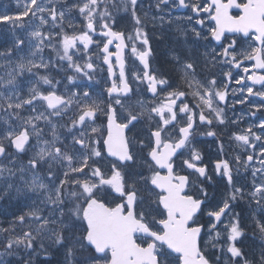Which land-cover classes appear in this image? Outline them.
I'll list each match as a JSON object with an SVG mask.
<instances>
[{"label": "snow or ice", "instance_id": "snow-or-ice-1", "mask_svg": "<svg viewBox=\"0 0 264 264\" xmlns=\"http://www.w3.org/2000/svg\"><path fill=\"white\" fill-rule=\"evenodd\" d=\"M169 3L177 0H155L156 11ZM142 5L143 0H24L14 14H0V23L12 32L11 46L0 51L5 61L0 64V122L6 125L0 127V200L15 195L32 201L24 205L26 211L12 214L8 227L0 224V264H7L9 256L18 264H34V256L47 255L52 246L64 250L67 264H214L215 254L208 248H216L214 241L221 238L226 245L221 253H230V261L264 264V117L258 118L261 134L252 126L234 134L245 151L251 149L246 157H235L237 171L251 170L250 192L234 185L228 160H217L214 171L227 179L231 191L213 202L206 186L212 181L208 165L193 144L201 125L209 129L203 135L215 137L213 121L225 123L219 104L227 101L233 80L241 85L235 103L250 104L252 116L264 112V0H178L179 7L194 14L187 20L200 25L191 32L193 43L204 48L202 54L197 49L171 61L180 81L194 89L195 105L185 102L189 92L180 84L150 68L146 29L151 5L143 16ZM111 9L130 14L131 34L117 30ZM77 14L79 28L72 22ZM157 19L163 23L164 16L153 15V24ZM17 29L25 35H16ZM128 42L143 65L132 79L147 82L151 105L132 102L138 89L125 71ZM26 45L28 52L21 55ZM45 48L55 53V60H45ZM200 55L209 72L231 66L222 71L223 82L214 76L197 79ZM101 63L107 66V86L96 93L92 82L99 83ZM53 68L72 72L65 76L64 92L58 88L62 81L49 74ZM232 68L243 74L234 76ZM144 121L146 137L129 135ZM245 199L260 214L255 226L261 250L253 260L237 246L245 232L234 205ZM204 235L210 239L202 245Z\"/></svg>", "mask_w": 264, "mask_h": 264}, {"label": "rangeland", "instance_id": "rangeland-1", "mask_svg": "<svg viewBox=\"0 0 264 264\" xmlns=\"http://www.w3.org/2000/svg\"><path fill=\"white\" fill-rule=\"evenodd\" d=\"M0 2H2V0H0ZM8 2H9L10 6H13L14 11L12 10L11 7L6 8L5 5H0V14H10V15L14 14L18 10H20V8H22V6L24 4V0H9ZM56 2L59 4V3H63L64 0H56ZM117 2H118V0H117ZM142 8L144 11H146L143 5H142ZM115 11H116V9H115ZM121 13H125V12H123V10H119V14H121ZM153 15H155V14L152 12H149V19L147 21L148 26H147L146 31L149 34L150 43L154 44V42H155L156 64L159 67H161L162 69L169 71V73L171 75L175 74L177 76V78L179 79L178 73L175 71V68L173 69L174 71L173 70L171 71L170 67L173 64H171L172 59L168 55L167 48L168 47L172 48L174 43L179 42L178 46L180 48H182L188 55H192L197 49H198V54H201L200 48L197 46V44L193 43L195 37L193 35L187 34L188 26H184V25L182 26L181 23L178 22V20L181 19L180 15L178 17H176L175 14L169 13L168 11L162 9V12H157V14L155 16L159 17L160 15H163L164 16L163 23H161V21L159 19H157L154 24L151 21V17ZM118 20H121V18L118 17ZM169 21H171V22H169ZM72 22L77 25V28L80 27L81 21L78 17V14H77L76 18L75 17L72 18ZM121 22L117 23V28L127 29L126 34H131L133 32L132 21H131V25H130V27H132L131 29L126 28L124 26V24ZM155 25H157L159 28H156ZM16 35L24 36L25 32L17 29ZM176 40H178V41H176ZM11 41H12V32H11L10 28L5 24H0V51H3L6 48L10 47ZM129 43L131 45V42H129ZM79 47L82 49V45H80ZM136 47H137V49H139V47H140L139 42H137ZM27 52H28V48L26 45L24 48V52L21 53V55L27 54ZM90 52H91V48H90ZM42 55L45 58V60H47L49 58H52L53 60H55V53L52 52V50L49 48H45ZM74 59H77V58L74 57ZM93 59L95 60V55H94ZM130 59L134 60L132 57V53H131ZM78 62L83 63V61H78ZM3 63H5V61L0 60V64H3ZM56 63H57V65H59V61H56ZM97 63H99V61H97ZM163 63H165L167 67L163 66ZM152 65L153 64H151V66ZM198 67L201 68L202 70H204V72L201 73V72L197 71L199 73L197 75V79L202 80V81L207 80V68H205V66H204V60H203L201 55H200V61H199ZM65 68H66V64H65ZM135 68H137V66H135ZM34 71H36V70H34ZM69 71L70 70H68L67 72H69ZM65 73H66L65 71H57L56 68H53L49 73L50 76L54 77L55 79H57L59 76H62V78H63L61 80L62 84L60 86H58L60 92H64L65 89H64L63 85L67 84V80L65 79V76L70 75L69 73L68 74H65ZM40 74H45V71L43 69H41ZM202 74H204V75H202ZM0 75H4V69H2V68H0ZM27 78L28 77L26 76V80H27ZM78 80H79V78H77V80H76L77 84H79ZM27 86L28 85L25 84V91L27 90ZM47 87L48 86H46V85H42V88H47ZM69 87L72 88L73 91L76 90L71 85H69ZM191 90L193 91L194 89H191ZM219 107L224 109V114L230 110V107L227 105L219 104ZM3 119H6V117H4ZM0 127H6V125H3V123L0 122ZM200 128L207 131V126L201 125ZM218 129H219V127H218ZM60 131L62 132L63 129H61ZM48 138H50V136ZM31 154L32 153L30 151L28 155H31ZM19 159H20V162L26 163V161L22 160L21 158H19ZM256 166L258 167V164ZM249 171L251 172V170H249ZM210 185L213 189L210 193V197L212 198L213 202H216L219 199V197L226 192V190H225V188H222V187H224V185L219 181H212L209 184V186ZM9 201L15 203V205L10 204L7 200H5L2 204V211L4 214H6V212H4V210L8 209L10 206H12L13 209H19L20 208V210L26 211L27 209L24 207V205L32 202V201L25 200L23 198L18 199L17 197H15V195H13V197ZM247 202H248V200L241 201L240 213H241L242 217L244 219H246L248 222L250 207L247 205ZM258 215H260V214H259L258 210L255 209V214L253 215L254 220H256V216L258 219ZM8 222H9V220H7V217L5 216V220H4V223H2V225L4 227H8ZM226 222H227V218H225V223ZM220 228L222 229V225ZM246 228H247V231H244L245 232L244 237L253 238L256 240V243L254 246L251 247V250L254 254H256L259 257L260 250H261L260 244L262 242V239L257 238L258 232L256 230H253V228L249 227L248 224H246ZM249 231L254 232V233H250ZM0 235H2V234H0ZM213 235H215V233H213ZM204 237H205V244H207L210 237L207 235H204ZM219 241H223V238H221ZM214 242L217 243L218 248L220 247V249H221V247H224L226 249L225 244L221 245L220 242H216V241H214ZM55 249H56L55 246L49 247L48 253L51 252L52 250L54 251ZM0 251H2V249H0ZM53 251H52V253H53ZM48 253H47V255H48ZM226 253L227 252L225 251L222 254L219 250H216V252H215L216 255H218V256L222 255L223 257L226 255ZM39 255L42 258H45V259L48 258V256L45 255L43 252H39L35 256L38 257ZM223 257L221 259V262L228 264L230 253L227 255L226 258H223ZM11 259H13L15 261V263ZM5 260H6L7 264H17L18 263L17 259L15 257H12V256L5 257ZM38 261L41 263V261L39 259H38ZM49 263L50 262L41 263V264H49ZM34 264H38V263H34Z\"/></svg>", "mask_w": 264, "mask_h": 264}, {"label": "flooded vegetation", "instance_id": "flooded-vegetation-1", "mask_svg": "<svg viewBox=\"0 0 264 264\" xmlns=\"http://www.w3.org/2000/svg\"><path fill=\"white\" fill-rule=\"evenodd\" d=\"M186 2H187V0H186ZM238 2H239V0H238ZM177 3H178V0H177ZM176 6H177V4H175V6L171 8V10L173 12H176L177 10L183 9L179 6L176 8ZM184 12L189 13L191 11H190V9L185 8ZM233 14H236V11H233ZM244 47H247V45L245 44ZM227 67H231V66L227 65ZM231 70H232L234 76L236 75L237 72H239L241 75L243 74L242 69L237 70V69L232 68ZM231 83L235 84L234 80ZM249 83H251V82H249ZM237 87L238 88L236 89L237 91L235 93H230L231 96L240 97V92L238 90L240 89L241 85H237ZM255 87L257 89L260 88L259 85H256ZM245 95H246V93H245ZM250 100L255 102V103L259 102L258 97H251ZM237 109H238V111L231 112V113L226 115L224 124H219L215 120L213 121V125L211 126V130H214L217 132V135L215 137H208L207 136V138H206V135H203V133L206 130H204L202 128H198L196 130V135H195V139H194L193 143L196 142L197 140L207 139V151L202 152L201 155L203 157V163L208 165V172H209L210 176L214 177L216 175V172L214 171V163L217 160H216V158H213L214 152L221 150L226 145L227 140L230 139L233 142L232 137H234V134L242 133L249 126H252L253 131L258 134L259 128L257 127V125H258L257 120L255 118H253L254 116L251 115V112L255 111V109L252 108L250 104H241V105H239V107H237ZM243 111L246 113V115H244L242 113ZM256 116L264 117V112H257ZM233 121H237V122L233 123ZM218 127H219V129H218ZM207 130H209L208 127H207ZM236 146H237V149L239 151V155L242 158L246 157V155L250 152V149L245 151V149L243 147H241L240 143L237 141H236Z\"/></svg>", "mask_w": 264, "mask_h": 264}, {"label": "trees", "instance_id": "trees-1", "mask_svg": "<svg viewBox=\"0 0 264 264\" xmlns=\"http://www.w3.org/2000/svg\"><path fill=\"white\" fill-rule=\"evenodd\" d=\"M86 255V253H85ZM49 264H67V262L63 263L61 259H58V257H55V254L53 253L51 255L50 263Z\"/></svg>", "mask_w": 264, "mask_h": 264}]
</instances>
